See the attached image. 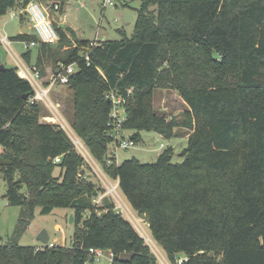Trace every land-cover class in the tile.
I'll return each mask as SVG.
<instances>
[{
	"label": "trees",
	"instance_id": "1",
	"mask_svg": "<svg viewBox=\"0 0 264 264\" xmlns=\"http://www.w3.org/2000/svg\"><path fill=\"white\" fill-rule=\"evenodd\" d=\"M28 1L0 0V15ZM39 1L58 2L61 11L64 0ZM56 29L58 45H37L34 64L41 77L45 61L75 64L66 83L73 92L70 124L96 160L114 142L106 125L109 90L126 98L123 128L134 131V142L140 130L175 135L178 123L151 108L155 87L176 88L186 103L182 125L191 132L182 161L173 162L168 147L152 162L131 157L100 163L118 179L132 209L146 217L168 259L177 264L182 254L187 258L181 264H264V0H140L131 36L95 46L74 38L70 28L69 35ZM17 37L35 39L28 33ZM22 55L29 63L30 49ZM33 93L15 66L3 64L5 196L22 207L26 221L36 207L40 214L73 209L72 240L38 251L35 245L0 243V264H85L89 247L109 250L113 264H156L112 200L93 203L101 189L81 173L85 160L63 128L38 119L39 102L29 101ZM124 252L132 257L119 262Z\"/></svg>",
	"mask_w": 264,
	"mask_h": 264
},
{
	"label": "rangeland",
	"instance_id": "2",
	"mask_svg": "<svg viewBox=\"0 0 264 264\" xmlns=\"http://www.w3.org/2000/svg\"><path fill=\"white\" fill-rule=\"evenodd\" d=\"M110 1L112 4H109L107 0H64L61 11L60 7L55 10L51 2H41L48 10L54 25L57 27L58 24L60 27H66V29L70 28L72 30V35L76 39L101 41L120 40L125 37H130L133 32L140 0ZM9 9L6 10L4 14L0 15V31L11 41V53L14 52L24 59L22 53L26 50L23 47L26 40L17 37L20 34L21 26L24 22L23 20H25L26 25L29 26V34L34 36L35 33L32 29L31 22L25 15H23V20L19 17L11 18ZM59 18H61L60 22H58ZM72 40L71 46H75ZM57 45L58 44H54L52 47H56ZM10 51L8 52L0 45V61L9 67L15 65ZM36 52L37 47L30 48V61H33V63H35ZM81 54L83 53L81 52ZM59 65L60 61H45L42 65H39V68L43 71L42 79L48 80L52 74L53 68ZM72 93L68 85L54 84L48 93L46 102L42 100L38 101L40 110L38 119L42 122L58 124L59 126L64 124L65 128L61 127L71 139L76 151L79 152L85 160L81 173L84 172L85 177L94 182L96 186L101 184L99 180L100 172H98L102 169L101 164L111 156L114 157V161H117V163H121L125 159L131 157H135L141 162H152L155 161L161 151L170 147L172 149L171 160L173 162L182 161L180 153L186 146L185 136H188L191 130L182 125L183 120L187 118L185 114L187 106L176 88L169 85L155 87L151 97L152 110L162 113L178 123L174 129L175 135L166 138L154 130H140L139 139L135 141L134 145L127 149L121 148L119 145L116 146L115 142H110L104 159L100 161L95 158L93 159L94 161L92 160L91 157L93 156L85 143L76 135L71 127ZM133 132L132 130H124V138L127 139ZM72 138L79 141V146L83 148V150H80L75 145ZM94 162L101 168L97 169V172L94 171V168H96ZM59 170V168H55L54 172L58 174ZM106 176L110 181L115 182L110 176ZM6 190V181L3 176H0V243L16 242L19 245H38L41 242L36 239V235L43 228L46 229L49 240L56 245L68 246L71 243L75 219L73 209L69 207H55L48 214H40L38 212L39 208L36 207L33 210V217L26 221L23 218L22 207L20 205H13L8 201L6 203L2 202V200H7L5 196ZM118 191L124 206L127 205L132 214H134L135 211L128 205L129 203H127L126 199L123 197L121 190L118 189ZM107 198L113 201L112 197ZM71 213L73 215V221L69 223L68 218ZM86 214L87 212H84L83 217H85ZM123 214L125 215V212H123ZM137 216L140 218L139 222L142 224V227H140L151 238L155 247L165 255L166 252L163 247L151 235L146 217L144 215L139 216L138 214ZM133 227L135 228L134 225ZM95 264L113 263L112 259L102 257L100 261Z\"/></svg>",
	"mask_w": 264,
	"mask_h": 264
},
{
	"label": "built area",
	"instance_id": "3",
	"mask_svg": "<svg viewBox=\"0 0 264 264\" xmlns=\"http://www.w3.org/2000/svg\"><path fill=\"white\" fill-rule=\"evenodd\" d=\"M109 4H112L110 0H107ZM52 7L57 10L59 8L58 2L52 4ZM9 14L11 18H16L21 15H25L28 20L31 22L32 29L35 33V39L33 40H26L23 44L24 49L29 50L31 47H36L40 43H46L49 45L57 44L59 41V33L50 17V14L46 7L42 4L39 0H30L26 3V5L23 8L18 7H12L9 9ZM99 42L90 41V46L98 45ZM0 45H2L8 52L11 50V41L10 39L3 34L0 31ZM25 50V51H26ZM12 59L15 63V68L18 73V75L30 83V85L33 88V95L29 97V101H45L48 99V93L51 89V87L54 84H66L69 79V75L72 74L75 71V64L71 63L67 66H64L60 63L58 66V69H56L55 73H52L48 83L44 85L41 83V76L40 71L38 67L34 63H28L23 58L18 56L16 53H11ZM130 92V89H127V93ZM104 97L110 100L111 107L108 113V120L106 122L107 125V134L113 139L116 146H120L121 148L127 149L130 146L134 145L135 142L132 139L131 136H129L127 139L124 138L123 135V123L126 120V110H125V103L126 98L123 94H117L113 90H109L104 94ZM61 124V123H60ZM62 127L65 128L64 124H61ZM75 145L80 149L83 150L79 145V141L77 139L72 138ZM162 145V144H161ZM116 157V156H115ZM113 156L106 159V164H110L112 161ZM54 160L57 162L60 160V156H56ZM96 166V165H95ZM102 168V167H101ZM96 166L94 168V171L97 172V169H101ZM99 175L100 185L98 188L101 190L92 198V201L94 204H100L102 202V199L106 197H112L113 202L115 204V210L116 212L123 215V212H125V215L129 219L136 220L133 217V214L129 210L128 206L123 204L120 195H119V185H118V179L112 178V180H115V182L110 181L106 173L101 169ZM124 216V215H123ZM130 221V220H129ZM131 222V221H130ZM138 233L140 236L144 239L146 244L149 246L153 254L155 255L157 259L156 264H174L171 262L166 254H162L161 251H159L155 245L153 244V241L151 238L143 231V229L137 224ZM56 244L52 241H48L47 243H40L34 247L35 251L38 250H44L48 247L55 246ZM88 258L85 260V264H95L103 257H107L104 254V249L98 248V247H89L88 251ZM112 254V253H111ZM113 257V254H112ZM108 258V257H107ZM187 258L186 255H179L175 258V262L177 264H181L182 261H184ZM110 259V258H109Z\"/></svg>",
	"mask_w": 264,
	"mask_h": 264
},
{
	"label": "water",
	"instance_id": "4",
	"mask_svg": "<svg viewBox=\"0 0 264 264\" xmlns=\"http://www.w3.org/2000/svg\"><path fill=\"white\" fill-rule=\"evenodd\" d=\"M21 32L22 33H24V32H26V29L25 28H22L21 29ZM3 67V64H0V69ZM56 72V71H55ZM27 94H24L23 95V97L24 98H27ZM2 202H4V203H6L7 202V200H2ZM72 221H73V215H72V213L69 215V218H68V222L69 223H72ZM36 239H38L40 242H42V243H46L47 241H48V233H47V231H46V229H41L38 233H37V235H36ZM104 254L108 257V258H110V259H112V254L110 253V251L109 250H104ZM132 257V254L131 253H126V252H124V253H121V254H119L116 258H117V260L119 261V262H122V261H124V260H127V259H130Z\"/></svg>",
	"mask_w": 264,
	"mask_h": 264
},
{
	"label": "crops",
	"instance_id": "5",
	"mask_svg": "<svg viewBox=\"0 0 264 264\" xmlns=\"http://www.w3.org/2000/svg\"><path fill=\"white\" fill-rule=\"evenodd\" d=\"M24 22H23V24H22V26H21V29L22 28H25L26 29V32H24V33H28L29 34V26H27L26 25V23H25V20H23ZM61 21V18H59L58 19V22H60ZM56 27V26H55ZM57 27H59V28H61L62 30H64L65 32H66V34L67 35H69V33H68V31H67V29H66V27H60L58 24H57ZM20 33H22L21 32V30H20ZM87 40H89V42L90 41H94V40H90V39H87ZM96 42H99L100 40H95ZM37 53V52H36ZM36 57V56H35ZM1 62V61H0ZM29 63H33V61H30ZM1 64H3L2 62H1ZM42 78V77H41ZM42 80L43 79H41V83H42ZM49 80V79H48ZM47 80V81H48ZM51 90V89H50ZM185 139H187V136H185ZM92 158V160L94 159L93 157H91ZM94 161V160H93ZM116 163H117V161H116ZM94 164L97 166V164L94 162ZM91 165V164H90ZM91 167L93 168V166L91 165ZM123 197L125 198V196L123 195ZM126 199V198H125ZM127 201V200H126ZM127 203H128V201H127ZM129 206H130V204H128ZM131 207V206H130ZM129 208V207H128ZM130 210V209H129ZM132 213V212H131ZM124 215V214H123ZM124 217H127L126 215H124ZM133 217L136 219V220H132V219H129L130 221H131V223L135 226V228L137 227V224H139V226H141L142 227V224L139 222V217L137 216V214L134 212V214H133ZM128 218V217H127ZM48 241H50L49 240V237H48Z\"/></svg>",
	"mask_w": 264,
	"mask_h": 264
},
{
	"label": "bare ground",
	"instance_id": "6",
	"mask_svg": "<svg viewBox=\"0 0 264 264\" xmlns=\"http://www.w3.org/2000/svg\"><path fill=\"white\" fill-rule=\"evenodd\" d=\"M47 242H48V241H47ZM47 242H46V243H47ZM35 246H36V245H35Z\"/></svg>",
	"mask_w": 264,
	"mask_h": 264
}]
</instances>
